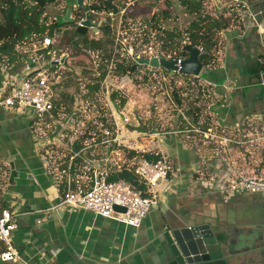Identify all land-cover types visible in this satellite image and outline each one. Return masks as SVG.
Segmentation results:
<instances>
[{
  "label": "crops",
  "instance_id": "1",
  "mask_svg": "<svg viewBox=\"0 0 264 264\" xmlns=\"http://www.w3.org/2000/svg\"><path fill=\"white\" fill-rule=\"evenodd\" d=\"M59 1L50 5L51 8L60 7L56 15L67 12L69 7ZM231 1L204 0L202 16L226 20L228 27L215 31L209 44L203 43L200 54H210L215 62L208 67L203 65L192 87H198L206 106L203 107L208 114L206 117L221 122L219 130L222 136L225 134V138L233 141L235 135L242 137L247 131L250 133L248 141L254 142L257 134L264 131V95L254 100L247 95L255 86L264 63V28L256 30V23L248 14L243 20L229 16L225 6ZM118 2L115 0L113 5L120 9ZM140 3L139 7L144 8ZM166 3L172 4L174 12L176 9L185 11L181 2ZM206 6L212 8L218 17L206 13ZM157 9L152 8L151 16L170 12L166 5L162 11ZM78 14L83 13L80 11ZM188 15L185 11L186 19H190ZM169 18L167 22L170 25ZM192 20L188 21L186 28ZM172 21L175 23L174 19ZM164 24L161 22L159 27L166 28ZM7 60V56L0 57V84L3 80L2 66ZM23 61L21 56L13 72L23 69ZM205 69L212 76L204 75ZM191 92L193 90H189ZM189 116L195 127L200 126L203 118L200 109L191 108ZM208 126L207 130L213 128V124L208 123ZM204 138L205 141L209 140V137ZM214 147L207 141L199 148L171 144L160 145V149L154 151L163 155L162 158H171L172 163L167 162L172 167L174 165L176 171L169 185L164 186L159 205L150 211L139 229H133L109 219L96 218L88 211L58 207L62 195L52 185L40 157L31 121L26 115L0 107V216L5 210L18 215L12 246L19 256L18 262H7L0 258V264H154L165 230L202 225L212 227L219 221H238L242 218L246 222L252 219L262 221L264 195L242 191L225 196L213 188L214 183H198L194 178L193 175L199 173L201 167L205 172L217 174H223L233 166L247 174L255 171L253 151H247V159L241 157L230 166L228 158L212 150ZM234 147L230 152L234 151ZM209 151L214 153L211 158L207 155ZM205 157L208 159L205 160ZM38 220L42 221L40 225L37 224ZM245 238L246 234H238L235 241L241 243ZM4 250L5 247L0 245V255Z\"/></svg>",
  "mask_w": 264,
  "mask_h": 264
},
{
  "label": "built area",
  "instance_id": "2",
  "mask_svg": "<svg viewBox=\"0 0 264 264\" xmlns=\"http://www.w3.org/2000/svg\"><path fill=\"white\" fill-rule=\"evenodd\" d=\"M141 1H129L117 12H97L92 9V6L97 4L96 0H84L83 4L87 10L82 11L78 5L72 7L71 20L75 13L81 16L78 14L80 11L90 13L91 22L96 25L94 29L96 31L108 18L118 15L117 28L124 36L123 40H120V45L124 46L129 43V39L125 38L128 36L127 31L134 29L144 31L149 27L152 31L150 21L145 23L141 18L132 19L127 16V13ZM163 1L181 2V0ZM49 7L46 15L49 16L48 26H51L59 21L56 12L60 9L55 6ZM225 9L228 10L229 16L238 17L241 20L247 14L249 15V5L245 0H232L225 6ZM92 15L97 19L100 15H107V18L104 20L102 18L97 22ZM212 15L218 17L215 13ZM84 21H86L85 14L79 19L77 27L87 28L83 25ZM180 43L181 48L169 53H158L151 49L149 56L143 59H164L165 56L167 61H177L178 70L170 74L159 71L161 67H147L154 71L153 76L158 74L164 82L175 80L183 86L192 87L197 77L187 76L180 72L182 62L185 60L179 55L180 51L182 47L191 45L186 33ZM55 45L54 34L34 36L29 41L17 42L15 49L18 55L22 56L24 67L20 72H13L14 66L9 59L3 63L0 107L26 115L31 121V129L38 142L40 157L47 168L52 185L62 195L58 207L88 211L96 218L109 219L126 227L139 229L150 211L159 205L162 190L164 186L169 185L173 167L165 158L150 162L143 156V153L132 158H124V151L120 150L123 146V136L118 134L114 137L113 133V126L117 128L116 132H119V123L116 118L113 121V115H111V110L114 108L112 103L114 93H110L108 86L82 87L80 95L75 97L73 109L63 102L59 103L58 89L52 83L54 76L51 70L65 65L68 56L64 52L60 51L58 54L54 49L52 50ZM199 50L202 52L203 48L199 47ZM128 51L127 53L133 56V51ZM39 52L41 54H38ZM43 53H46V57H50V66H47ZM91 53L94 63L100 62L99 52L91 51ZM139 59L142 58H137V63ZM113 69L112 60L105 77ZM32 73L34 75L29 77ZM97 76L101 80L105 78H101L100 73ZM106 92L108 95H104ZM215 129L219 131V128L213 127L203 132L204 136L206 138L213 136L219 139L222 145L234 142L224 136L213 135ZM122 171L132 172L145 186L147 195L145 196L142 190L134 188L126 181H109L111 175ZM160 180L161 183L158 184ZM242 191L264 195V179H245L238 188L239 193ZM115 206L122 207L126 211L118 212L114 209ZM17 216L7 210L3 211L0 216V245L5 247L0 255L3 261L18 262L19 260L18 253L12 246V234L17 227L15 223ZM41 223L42 221H37L38 225Z\"/></svg>",
  "mask_w": 264,
  "mask_h": 264
},
{
  "label": "rangeland",
  "instance_id": "3",
  "mask_svg": "<svg viewBox=\"0 0 264 264\" xmlns=\"http://www.w3.org/2000/svg\"><path fill=\"white\" fill-rule=\"evenodd\" d=\"M116 1L118 2L119 0ZM141 2L140 4L144 8L146 6L152 8L158 7L160 11L163 10L165 5L170 8L169 13L173 14H170V25L167 22L168 19L164 21L160 20L165 23V29L171 27L172 29L179 28L185 30L188 21L197 18L195 15H188L190 19H186L184 10L181 11V9H176L174 12L172 10V4L162 0H142ZM59 3L67 4L68 6L72 5V7L77 6L76 0H60ZM118 3H120L121 9L126 3H129V0H120ZM205 11L206 13L214 12L207 6ZM65 13L62 12L58 15V19H63ZM82 13L81 16L75 13L72 20L69 23L66 22L67 25L63 26L61 30H56L54 32L56 45L52 50L54 49L58 54L60 51L64 52L68 56L65 65L51 70L54 76L52 83L55 85V88L58 89L57 99L59 103L63 102L67 104L70 109H73L75 107V97L80 95L82 87L92 86L97 88V86L101 87L102 85L108 86L110 93H114L112 99L114 108L111 110V115H113V121L114 118H116L119 123V132L117 133V128L113 126V133L114 137L118 134H122L123 136V146L120 150L124 151V158L128 159L138 156L144 153L143 151L156 154L157 152L154 151L160 149V145H186L188 148L192 145L193 148H199L203 146V142L209 141L211 146L215 145L212 150L228 158L230 166L237 163L241 157L247 159V151H253L256 169L252 174H247L236 170L237 168L233 166L232 168L228 167V170L223 174H217L205 172L204 168L201 167L200 172L193 175L198 183L205 181L212 184L214 183L215 185L213 188H216L226 196L228 194H237L238 188L243 184L245 179H264V162L262 161L264 153V139L262 138L264 136V131H262L263 134H257L258 136L254 139V142L248 141V134L250 133L247 131L243 133L242 137L235 135L236 137H234V140L240 142V144L230 143L228 145H222L219 139L211 137H209V140L206 139L207 141H205L203 132H206L207 128H209L207 124H213V127L217 128L222 124L217 121V119L211 121L212 118L210 116L206 117L208 114L205 113V109L203 108L206 106L203 103V98L198 92L197 85L191 89L190 86H183L179 84V82L176 83L175 80H171L172 82H164L162 77L158 74L153 76L154 71L149 69L147 65H140L137 63L136 59L146 58L149 56L151 49L158 53L161 52L163 42L159 40V31L155 29L151 31L150 27L148 30L144 31L136 29L127 31L128 36L125 38L129 39V43L123 46L120 45V40H123L122 38L124 36L119 33L117 28L119 21L118 15L108 18V20L103 22L102 26L96 31L92 28H88L90 40H102L104 44H108L107 50L99 51L100 62L95 64L91 51L98 50L85 46L82 43V38L72 36L77 28L79 19L82 15H87L85 12ZM159 14H161V12H159ZM62 15L63 17H60ZM92 17L95 21L99 22L102 18L103 20L107 18V15H100L98 19L94 18L93 15ZM141 19L145 23L150 21L151 27L154 25L151 21V15L142 17ZM172 19L175 20V23H173ZM109 23L112 26H110ZM105 25L110 28V36H107L104 31V29H106ZM127 50L130 52L133 51V56H130ZM38 54L41 53L39 52ZM42 55L45 56L47 66H50V57H46V53ZM164 59H166L165 56ZM112 60L114 69L101 80L97 74L105 73L106 75ZM126 65H129V67L135 66L136 70L131 73L128 72V74L125 75L119 68L120 66ZM159 71L170 74V71L165 68L159 69ZM208 73L209 71L206 69L203 72L204 75H208ZM208 76L210 77L212 75ZM190 89L193 90V93H189ZM184 93H187V95H184ZM104 95H108V93L106 92ZM191 108H198L200 109V113H202L203 118L198 127H195L191 122L189 116ZM208 118L210 121L207 120ZM212 134L216 136L223 135L220 130L217 132L214 130ZM168 136L171 138L167 139L166 137ZM224 136L226 135L224 134ZM235 145L237 146L236 148L234 147ZM233 147L234 151L230 152V149ZM238 150L240 151L238 152ZM237 153L240 154L237 155ZM207 155L211 158L214 153L209 151ZM164 157L167 158L166 156ZM204 159L207 160L208 157ZM167 161L172 163L171 158H167ZM175 171L176 169L173 165V173L170 178L174 177ZM235 187L237 189L233 190Z\"/></svg>",
  "mask_w": 264,
  "mask_h": 264
},
{
  "label": "water",
  "instance_id": "4",
  "mask_svg": "<svg viewBox=\"0 0 264 264\" xmlns=\"http://www.w3.org/2000/svg\"><path fill=\"white\" fill-rule=\"evenodd\" d=\"M84 0H76L82 11H86ZM249 5V15L256 23V30L264 28V0H245ZM72 5H69L64 16L65 22L71 21ZM83 25L95 29L90 13L86 15ZM190 56L182 62L180 72L187 76L198 77L203 69L199 60L200 50L192 45L186 46ZM141 65L165 68L177 71V61L165 59H139ZM39 72V71H37ZM34 73L29 75L32 77ZM252 93V94H251ZM264 95V63L256 77V84L248 92V98L254 100ZM161 183V180L158 184ZM118 212H125L115 206ZM24 213V212H22ZM262 221L240 219L238 221H219L212 227H196L165 230L158 250V259L154 264H264V215ZM246 234L242 242L235 241L238 234Z\"/></svg>",
  "mask_w": 264,
  "mask_h": 264
},
{
  "label": "trees",
  "instance_id": "5",
  "mask_svg": "<svg viewBox=\"0 0 264 264\" xmlns=\"http://www.w3.org/2000/svg\"><path fill=\"white\" fill-rule=\"evenodd\" d=\"M56 0H0V57L7 56L10 63L15 65L20 60V56L16 52V44L21 41H29L34 36L49 35L52 36L56 30H61L63 26L69 22H64L63 15L61 20L51 26H48L47 9ZM115 0H98L97 4L92 6V9L97 12L114 10L117 12V8L113 5ZM135 1V0H131ZM183 7L187 14L192 16L197 15L196 20L184 30L179 28L165 29L160 28V20H167L170 15L167 11L163 12V15L157 13L152 16V30L159 31V40L163 42L161 52L169 53L175 49L181 48V40L186 33L191 41V45L194 47H202L203 43H210L213 40L215 31L226 29L228 27V21L216 20L209 16L203 17L202 10L204 9V0H181ZM152 14V7L140 8L135 6L132 11L127 13V16L136 19L147 17ZM65 16V15H64ZM161 17V18H160ZM104 29L107 36H110V28L105 26ZM73 37L77 36L82 38V43L94 50L105 51L108 48V44H104L102 40H90L89 30L84 27H77L73 32ZM182 58L186 59L190 56L186 47H182L179 54ZM200 62L204 67H208L214 61L208 53H201L199 56ZM140 64V63H139ZM119 70L126 75L128 72H134L136 67L120 66ZM105 77V73L101 74V78ZM198 120V118H196ZM197 122V121H196ZM143 156L150 162H157L162 159L160 154L143 153ZM171 177V176H170ZM126 181L134 188L142 190L146 196L147 191L145 186L140 183L137 177L128 171H122L118 174H113L109 178V181Z\"/></svg>",
  "mask_w": 264,
  "mask_h": 264
}]
</instances>
